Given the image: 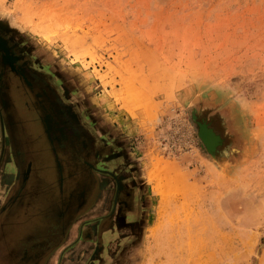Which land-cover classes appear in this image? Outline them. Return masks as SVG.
<instances>
[{"label": "rangeland", "instance_id": "rangeland-1", "mask_svg": "<svg viewBox=\"0 0 264 264\" xmlns=\"http://www.w3.org/2000/svg\"><path fill=\"white\" fill-rule=\"evenodd\" d=\"M0 34L70 104L107 167L133 181L138 223L127 242L99 237L105 261L264 264V0H0ZM71 153L60 148L59 163ZM53 159L33 122L0 111V264L61 234L50 226L31 238L47 218L33 209L54 202L17 191L15 178L27 164L52 178Z\"/></svg>", "mask_w": 264, "mask_h": 264}, {"label": "flooded vegetation", "instance_id": "flooded-vegetation-1", "mask_svg": "<svg viewBox=\"0 0 264 264\" xmlns=\"http://www.w3.org/2000/svg\"><path fill=\"white\" fill-rule=\"evenodd\" d=\"M0 42L4 48V50L0 49V94L6 98V100L0 98V111L4 118L7 116V111L11 109L12 112L33 122L40 140H44L47 148L54 155V177L52 174V178H49L50 172L47 170L44 180L42 172L29 171V164L21 172L17 171L15 177L17 191L20 188L29 194L41 191L43 195L46 193L45 196L50 193L51 200L54 202L52 209L42 210L43 206L33 209L34 215L42 218L47 216V218L44 219V223L40 222L36 233H30L31 238H39L38 236H42L41 232H45L44 229L50 226H53L56 232L59 228L61 234L57 232L56 238L58 235L61 238L65 226L69 227L75 219L73 216L75 208L77 207L78 211L80 208L85 209L86 204L91 201L87 209L78 215L79 219H82L80 224L83 226L81 229L84 232L83 239L90 240L95 235L93 244L95 246L99 237H102L101 230L107 225L110 231H119L121 228L131 230L130 227H132L131 231H134L138 222L129 220L135 209L131 178L127 174H121L118 170L111 171L107 167L106 161L109 158L106 159L107 155L101 153L102 147H99L94 142L95 139L87 133L70 104L57 98L42 73L32 70L25 60L20 59L18 50L1 34ZM11 134L13 136L16 133L11 132ZM94 145L97 148H94ZM63 147L67 155L71 147L78 152L77 155L71 153L72 156H67L65 164L59 163L57 157L59 149L63 150ZM70 157L73 161L82 160L83 166L72 176L66 171V167L71 168L76 164L69 160ZM16 201L17 199L15 203ZM70 202V208L74 213H70ZM23 203L19 201V204ZM104 204L105 209L102 208ZM66 207H68L67 211L64 209ZM90 210L92 212L90 214L94 216L85 221L84 215ZM87 232L90 233L89 236ZM56 238L40 239L35 241L36 244L31 243L28 247H22L20 251L16 250L18 257L11 263L18 262L26 254L29 255L30 249L35 247L38 249L39 256H43L49 248L53 247ZM107 244L108 242L105 243V247ZM10 253L13 254L12 250Z\"/></svg>", "mask_w": 264, "mask_h": 264}, {"label": "crops", "instance_id": "crops-1", "mask_svg": "<svg viewBox=\"0 0 264 264\" xmlns=\"http://www.w3.org/2000/svg\"><path fill=\"white\" fill-rule=\"evenodd\" d=\"M100 208L101 207H99V209ZM102 208H106L105 204L102 205ZM90 213H92L91 210L85 213L83 218L85 221H88V219L94 216ZM130 228L132 230V227ZM128 230L129 229L121 228L119 231L112 230L108 232L109 235L107 232L102 233L101 236L107 237L111 234H116V236L120 239L121 243H123L125 241L127 242V240L131 237V234ZM76 234H79V226H77V229L75 230V235ZM71 238V228L69 226L63 231L62 239L60 241L61 244L58 247L54 248L53 246L49 248L46 253L43 254V256H39L37 247H35V249L31 248L29 255L26 254L14 264H183L180 260L173 257L159 258L151 261L149 259H142L140 263H138L140 260L134 257H127L125 258V260H123L122 258L115 257L114 259H112V261H105V258L100 256L102 248L98 247L97 245H93L94 239L96 238L95 235L90 240H85L83 238L76 239V236L72 239ZM3 264L13 263L6 260L3 261Z\"/></svg>", "mask_w": 264, "mask_h": 264}, {"label": "bare ground", "instance_id": "bare-ground-1", "mask_svg": "<svg viewBox=\"0 0 264 264\" xmlns=\"http://www.w3.org/2000/svg\"><path fill=\"white\" fill-rule=\"evenodd\" d=\"M6 51V50H5ZM203 140L206 142V144L211 147V143L214 141L215 136L213 132H211L209 129H207L205 126L202 127L201 132H200ZM154 167L157 171H168L167 166L163 162V159H155L154 162ZM167 173V172H166ZM173 177V176H172ZM175 181V180H174ZM176 183V181H175Z\"/></svg>", "mask_w": 264, "mask_h": 264}, {"label": "water", "instance_id": "water-1", "mask_svg": "<svg viewBox=\"0 0 264 264\" xmlns=\"http://www.w3.org/2000/svg\"><path fill=\"white\" fill-rule=\"evenodd\" d=\"M0 44H1V42H0ZM2 46H3V45L1 44V45H0V49H1V50H4V48H3ZM193 117H194V115H193ZM204 125H207V126H208V124H207L204 120L196 121V134H197L199 140L201 141L203 147L205 148V150H206L210 155H213L214 152H216V149H215V150H213V149H212V150H211V149L208 150L207 147H206V145H204V142H203V140H202V136H201V134H200V129H201V127H204ZM212 131H213V129H212ZM215 135H218V134H215ZM218 138H219V140H220L219 135H218ZM220 143H221V141H218L217 146H218Z\"/></svg>", "mask_w": 264, "mask_h": 264}]
</instances>
